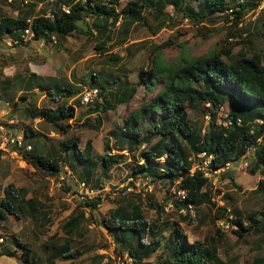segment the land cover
<instances>
[{"label": "trees", "instance_id": "1", "mask_svg": "<svg viewBox=\"0 0 264 264\" xmlns=\"http://www.w3.org/2000/svg\"><path fill=\"white\" fill-rule=\"evenodd\" d=\"M38 1L42 0H26L20 13L14 17L0 14V45L5 39L19 45L30 40L46 44L55 42V36L63 38L81 30L97 37L94 48L104 51L110 38V26L119 17L124 18L123 22L127 24L141 22L144 7L151 9L153 33L158 32L170 19L163 11L165 6L195 21H209L207 16L217 13L225 21H230V15L232 27L246 13L256 10L261 2L264 8L263 0H198V12L187 0H128L119 10L116 9L117 0H51L53 9L51 17H48L42 8L38 12L35 10ZM63 6L68 8L67 13L61 10ZM83 17H91V24L79 29L78 22ZM26 19L30 20L32 36L28 41H23L21 32L28 25ZM161 49L158 46L152 51L145 69L139 68L135 84L128 82L123 75L109 74L99 78V72L93 71H88L83 78L76 79L72 75L73 82L31 72L19 82L13 81L22 90L14 100L8 96L11 92L8 89L10 81L6 79L0 82V99L9 101L11 112L20 111L28 120L23 121L22 128L17 124L6 125L12 133L22 136L23 145L30 146L29 149H17L20 157L41 175L57 176L65 173L63 168L66 167L76 180L83 183L93 178L94 182H98L112 166L128 162L125 163L126 172L131 179L148 178L151 183L165 182L168 187L185 191L184 199L172 201L175 208L185 209L180 219L194 221L188 215V206L196 207L206 202L215 207L218 214L216 220L222 218L235 226L231 230L237 238L250 233L263 235L264 211L246 213L244 220L240 211L224 205L217 206L211 201L208 179L199 171L189 174V169L192 158L199 151L211 154L210 166L217 168L226 162L239 161L252 148L253 162L247 172H258L264 176V139L261 141L264 138V51L246 55L239 50L234 55L226 50L222 53L212 50L196 57L182 54L166 62L162 60ZM120 60L115 54L108 55L109 64ZM138 85L145 89L143 99L137 108L123 118L121 127L108 131L111 142L109 144L107 139L103 140V151L99 156L91 158L87 149H79L75 137L66 136L56 147L48 149L43 142H37L40 134L30 125L32 119L37 118L43 126L63 135L71 127L68 121L75 118V109L81 105L83 93L95 89L94 96L85 102L90 104L84 112L95 113L94 122L81 124L98 130L101 121L96 113L127 103ZM154 88L157 89L152 93ZM37 95H42L44 99L39 105L35 104ZM18 100H23V103L19 104ZM226 100L229 101V114L238 117L240 122L223 127L214 120L217 108ZM196 108L202 115L208 114L209 119L205 125L195 128L190 123L187 110ZM257 120L262 122L258 123ZM139 148L137 155L131 153ZM110 150L116 153L110 154ZM128 153L130 156L126 160L124 157ZM136 156H139V160ZM96 168L98 175L94 176ZM227 178L232 180L230 175ZM261 183H257V189ZM235 187L238 188L237 185ZM96 201L83 203L94 209ZM33 202V199H24L23 190L11 184L5 185L0 198V220L6 214L14 217L25 213L31 215ZM156 208L161 209L159 206ZM83 214L79 211L69 215L61 229L64 232L74 231L83 220ZM98 226L106 231L118 253L124 252L130 257V264L142 262L159 249L164 251V258L157 264H238L231 258L222 260L214 247L202 246L198 241L189 242L181 229L170 222L157 220L150 223L143 217L138 202L127 201L107 209V215L102 216ZM165 227H170V231L166 237H159L160 230ZM12 236L22 247L23 260L28 264H37L32 249L16 240L14 234ZM0 251L10 253L4 245ZM80 254L79 250L63 245L50 255L49 264H53L55 259L68 260L67 264H70ZM243 264H264V258L255 256Z\"/></svg>", "mask_w": 264, "mask_h": 264}, {"label": "rangeland", "instance_id": "2", "mask_svg": "<svg viewBox=\"0 0 264 264\" xmlns=\"http://www.w3.org/2000/svg\"><path fill=\"white\" fill-rule=\"evenodd\" d=\"M25 1L0 0V14L16 16ZM126 1L128 0H117L116 9L119 10ZM187 1L196 12L199 11L198 0ZM36 6V11L42 8L46 15L53 9L51 0L38 1ZM262 7L263 2L252 13H246L232 27L230 15V21L222 19L219 13L209 14L207 16L209 21L204 19L195 21L179 12H173L170 6H165L163 11L170 19L156 33L152 31L154 20L150 14L151 9L144 7L141 22L127 24L123 22L124 18L119 17L116 23L110 26V38L104 46V51L94 48L97 46V37L85 34L81 30L73 31L63 38L55 36V42L50 41L46 44L38 40H27L28 42L19 45L7 43L5 39L0 45V82L3 83L6 79L10 81L11 86L8 89L10 88L11 92L8 96L15 100L22 91L15 83L31 72L73 82L75 80L72 75L76 79L83 78L88 71H93L99 72V78L109 74L123 75L127 77L128 82L135 84L139 68L145 69L152 57V51L158 46L162 47V60L166 62L175 60L182 54L196 57L212 50L219 53L226 50L234 55L239 50L246 55L261 54L264 51ZM90 24L91 17H83L78 22V27L82 29ZM109 54H115L121 60L113 65L109 64ZM156 89L154 88L152 93H155ZM144 93V87L138 85L127 103L116 105L112 110L96 113L101 121L98 130L81 124L94 122L95 113L84 114L90 102H81V105L77 106L75 118L68 121L71 127L63 135L54 132L48 126H43L37 118L32 119L30 125L40 134L37 142H43L46 149L56 147L60 140L70 136L77 138L79 149H87L88 155L95 158L103 151V140L107 139L109 144L111 142L108 131L122 126L123 118L137 108ZM35 99L36 105L44 100L42 95H37ZM228 102L226 100L223 103L225 109H228ZM22 103L23 100H20L19 104ZM187 113L193 127L203 125V115L198 108L189 109ZM23 121L25 123L28 120L20 111L11 112L9 101L0 99V123L17 124L22 128ZM139 151L140 148L131 153L137 155ZM109 153L116 151L110 150ZM253 153L252 148L248 149L241 160L247 162L246 168L223 169L216 175L214 186L208 183L211 201L217 206L224 205L240 211L244 220L246 213L264 211V176L258 172L254 174L247 172L250 163L253 162ZM129 156L130 153L124 159H129ZM137 159L139 160V156ZM125 163L112 166L106 176L98 182H94L93 178L90 182L84 183L86 189L79 193L80 181L76 180L67 168H63L65 173L61 172L57 176H44L20 159L10 158L8 155L1 159L0 198L5 185L11 184L14 188L23 190L24 199H33L34 211L31 215L25 213L19 217L6 214L5 218L0 220L2 238L0 248L4 245L10 250V253L0 251V264H28L23 260L22 247L16 243L12 234L16 240L26 243L32 249L37 264H49L50 255L63 245L81 252L70 264H126L124 259L126 253H118L106 231L98 226V222L102 216L107 215V209L127 201L138 202L143 217L150 223L157 220L170 222L181 229L189 242L198 241L202 246L214 247L222 260L231 258L238 264H243L250 262L255 256L264 258V234L250 233L237 238L231 230L235 226L222 218L216 220L218 214L215 207L206 202L189 208L188 215L194 221L180 219L184 215L180 209L172 206L170 210H164V206L175 200L177 189L174 186L168 187L165 182L146 184L144 179L129 185L126 180ZM94 170V176H97L98 168ZM229 175L232 180L227 178ZM259 181L262 183L257 189ZM127 186L130 190L126 189ZM89 200L97 202L94 209L83 203ZM79 211L84 213L83 220L74 231L64 232L61 225L69 215ZM169 231L170 227L162 228L159 237H166ZM163 238H160L161 241ZM163 258L164 251L159 249L138 264H157ZM67 263L68 260H53V264Z\"/></svg>", "mask_w": 264, "mask_h": 264}, {"label": "built area", "instance_id": "3", "mask_svg": "<svg viewBox=\"0 0 264 264\" xmlns=\"http://www.w3.org/2000/svg\"><path fill=\"white\" fill-rule=\"evenodd\" d=\"M61 10L65 13L68 12L67 7H62ZM49 17H51V14H48ZM28 25L22 29L21 32V38L23 41L29 39L32 36V31L30 29V20L26 19ZM52 40L53 37H51ZM8 43H12L10 40H8ZM95 94V89H88L83 93L81 102L85 103L86 101L90 100ZM209 119V115L205 114L203 115V125L207 123ZM215 123L218 125H221L223 127H228L232 124H238L240 122V119L238 117H233L229 114L228 109H225L223 105L219 106L216 111L215 115ZM258 123H261L262 120H257ZM259 141V139H258ZM23 147L24 149H29V145H23L22 141V136L17 133H12L10 129L3 123H0V160L3 159L5 156H9L10 158H16L20 159L21 162H23V159L20 157L18 153V148ZM192 164L189 169V174H192L193 171H199L203 177L208 179L209 185L211 184L214 186V182L216 181V175L221 172L223 169H228L231 168L232 163L231 162H226L223 166L217 167V168H211L210 166V161H211V154H206L204 151H199L196 153L195 157L192 158ZM242 162V163H241ZM247 162L246 161H239L235 165V169H240V168H246ZM66 168V167H64ZM62 180V177H60V181ZM127 183L131 185L134 183V181L140 182L141 178L138 177L136 179H131V177L126 178ZM145 183L148 184L149 182L148 178L144 179ZM137 182V184H138ZM150 183V182H149ZM86 187L83 182L78 183V191L79 193H82L85 191ZM127 190H130V187H126ZM175 195L177 200H182L184 199L185 196V191L181 189L175 190ZM172 207V204L169 203L166 206H164V210L168 211ZM188 208H190L188 206ZM180 211L184 214L185 209L181 208ZM189 211V209H188ZM221 225V222H219ZM1 240V238H0ZM126 264H129L131 262L130 257H127L126 255L124 256Z\"/></svg>", "mask_w": 264, "mask_h": 264}, {"label": "clouds", "instance_id": "4", "mask_svg": "<svg viewBox=\"0 0 264 264\" xmlns=\"http://www.w3.org/2000/svg\"><path fill=\"white\" fill-rule=\"evenodd\" d=\"M68 9V8H67ZM50 14V13H49ZM46 15V14H45ZM46 16H48V14L46 15ZM49 17V16H48ZM9 40V39H8ZM87 91V90H86ZM260 140V139H259ZM258 141V140H257ZM259 142V141H258ZM241 160H243V157L239 160V161H241ZM239 161H236L235 163L234 162H231L232 163V166H231V168L232 169H234L235 168V165L239 162ZM247 167V166H246ZM176 199V198H175ZM177 200V199H176ZM172 204V203H171ZM173 206V205H172ZM190 207V206H189ZM191 208V207H190ZM188 213H189V211H188ZM1 238V237H0ZM2 241V238H1V240H0V242ZM127 256V255H126ZM128 257V256H127ZM131 263V262H130ZM129 263V264H130Z\"/></svg>", "mask_w": 264, "mask_h": 264}, {"label": "crops", "instance_id": "5", "mask_svg": "<svg viewBox=\"0 0 264 264\" xmlns=\"http://www.w3.org/2000/svg\"><path fill=\"white\" fill-rule=\"evenodd\" d=\"M6 42L8 43V39L6 40Z\"/></svg>", "mask_w": 264, "mask_h": 264}]
</instances>
